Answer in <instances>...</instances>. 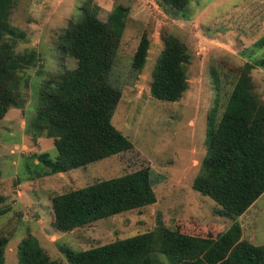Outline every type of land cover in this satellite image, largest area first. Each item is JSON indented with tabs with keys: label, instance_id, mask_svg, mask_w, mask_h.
<instances>
[{
	"label": "rangeland",
	"instance_id": "1",
	"mask_svg": "<svg viewBox=\"0 0 264 264\" xmlns=\"http://www.w3.org/2000/svg\"><path fill=\"white\" fill-rule=\"evenodd\" d=\"M163 4L162 0L15 1L9 22L21 36L5 35L2 42L8 45L7 54L14 52L31 62L16 69L20 107L10 106L0 118V236L7 240L3 264H17L16 244L28 234L49 258L62 260L58 244L85 249L151 230L158 221L196 235L242 222L243 239L264 245V191L244 215L231 219L218 215L217 205L191 188L205 153L207 116L213 110L218 120L242 64L264 55V46L255 45L264 35V0H189L182 11ZM117 5L126 7L127 15L107 73L109 83L120 90L110 122L132 147L42 176L32 154L45 152L52 159L55 149L52 138L34 134L29 122L45 83L55 82L75 66L72 57L57 49L56 36L85 10L105 22ZM143 34L149 46L142 68L134 71L130 62ZM166 34L182 41L189 54L187 86L173 102L157 100L148 92L150 72ZM249 77L253 92L264 100V69L253 67ZM141 166L149 170L153 203L67 232L53 228L52 196Z\"/></svg>",
	"mask_w": 264,
	"mask_h": 264
},
{
	"label": "trees",
	"instance_id": "2",
	"mask_svg": "<svg viewBox=\"0 0 264 264\" xmlns=\"http://www.w3.org/2000/svg\"><path fill=\"white\" fill-rule=\"evenodd\" d=\"M15 1L0 0V118L10 106L20 107L16 69L30 61L14 52L7 54L8 45L2 42L5 35L9 39L21 36L20 32L15 35L9 22ZM162 2L182 11L189 0ZM126 15L127 8L117 5L101 22L94 12L85 10L56 36L57 49L72 57L75 66L64 70L55 82L45 83L29 122L34 134L52 138L55 149L52 159L45 152L32 154L34 165L43 169L40 175L82 167L132 147L110 122L120 90L107 79ZM162 44L148 92L157 100L173 102L186 89L189 54L174 35H164ZM255 45L264 46V35ZM148 46L143 34L130 62L134 71L142 68ZM253 67L264 69V55L242 64L218 120L213 110L207 116L205 153L191 183L194 191L217 205L218 215L231 219L264 191V100L252 90L249 70ZM153 202L149 170L141 166L52 196L51 223L55 230L67 232ZM240 235L236 221L200 235L170 229L158 221L151 230L85 249L58 244L63 257L58 260L49 258L28 234L16 244V260L17 264H264V245H254ZM6 241L0 236V264Z\"/></svg>",
	"mask_w": 264,
	"mask_h": 264
},
{
	"label": "crops",
	"instance_id": "3",
	"mask_svg": "<svg viewBox=\"0 0 264 264\" xmlns=\"http://www.w3.org/2000/svg\"><path fill=\"white\" fill-rule=\"evenodd\" d=\"M249 207H250V206H249ZM249 207H248V208H249ZM248 208H247L243 213H241L240 215H244V213L247 212ZM240 215H239V217H240ZM242 221H243V220H242ZM242 225H243V223L240 222V227H242ZM241 232H242V231H241ZM240 238H244V237L242 236V233H241V235H240Z\"/></svg>",
	"mask_w": 264,
	"mask_h": 264
}]
</instances>
